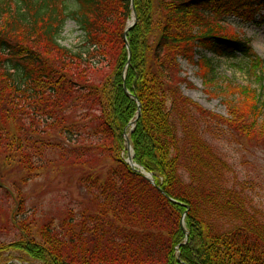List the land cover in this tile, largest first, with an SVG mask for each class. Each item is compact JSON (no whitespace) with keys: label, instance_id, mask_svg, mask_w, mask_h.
<instances>
[{"label":"trees","instance_id":"trees-1","mask_svg":"<svg viewBox=\"0 0 264 264\" xmlns=\"http://www.w3.org/2000/svg\"><path fill=\"white\" fill-rule=\"evenodd\" d=\"M263 3L133 0L127 64L131 0H0V161L28 173L52 163L81 169L88 197L78 213L68 209L57 224L28 229L15 220L25 203L18 193L14 209L0 215V232H18L0 245V257L19 253L21 264H264V214L205 138L223 126L264 140V87L262 100L250 87L218 90L223 118L187 98L180 76V60L196 66L213 94L215 66L203 55L210 53L240 57L237 67L257 78L264 61L217 32L223 21L216 12L246 15ZM69 20L82 38L71 50L59 43ZM136 100L133 160L155 187L124 161ZM0 191L11 199L2 184Z\"/></svg>","mask_w":264,"mask_h":264},{"label":"rangeland","instance_id":"rangeland-1","mask_svg":"<svg viewBox=\"0 0 264 264\" xmlns=\"http://www.w3.org/2000/svg\"><path fill=\"white\" fill-rule=\"evenodd\" d=\"M216 15L220 21L221 19L223 21L221 26L218 25L219 34L247 44L252 52L264 61V3L251 11L246 10V15L241 13L231 16L220 12H216ZM81 41V33L75 23L67 21L60 37V45L71 50L80 46ZM203 55L215 66L217 81L211 85L213 88L209 89L213 94L206 92L202 80L197 76L196 66L180 60V76L189 83L182 85L181 90L187 98L203 110L227 118L228 110L223 102V95H218V90H223L222 93L225 94L230 89L228 88L230 84H235L234 87H250L251 93L255 91L256 95L261 96L259 100L263 99L261 87H264V65L261 70L258 69L257 78H255L256 76L250 77L241 70V67H237L241 63L240 57L234 60V58L215 57L210 53H203ZM225 88L227 91L224 90ZM235 98L232 96L228 98V101ZM243 103L247 105L246 107L251 106L249 100H244ZM245 111L249 112L248 109ZM262 123L263 121H259V125ZM213 128L215 131L211 130L209 134H205V138L235 172L237 181L242 184L244 194L252 207L264 214V140L243 138L223 126ZM81 172V169L56 167L52 163L51 168L28 173L21 167L8 166L1 160L0 184L3 190L9 192L11 199L0 197V215L2 211L4 213L7 211L3 210L4 207H13V201L18 193L25 197V203L22 210L17 211L15 220L18 224L25 222L28 229L29 226L36 229L50 220L57 224L66 218L68 209L78 213L87 207L88 201L86 193L80 186ZM1 193L3 194V191H0ZM13 227L8 228L11 231L0 232V245L10 243L18 235ZM20 256L19 253H3L0 264L10 261L13 264H21L18 262Z\"/></svg>","mask_w":264,"mask_h":264},{"label":"water","instance_id":"water-1","mask_svg":"<svg viewBox=\"0 0 264 264\" xmlns=\"http://www.w3.org/2000/svg\"><path fill=\"white\" fill-rule=\"evenodd\" d=\"M132 2H133V0H132ZM132 8H133V6H132ZM135 20H136V16H135V11L133 9V20L128 25V27H127V29H126V31L124 33V37L127 35V33L129 32V30L135 24ZM139 115H140V108L138 107L137 117H139ZM135 122H136V120L133 123H131V125L134 126L135 125ZM125 145H126V149H127V152H128V154H127V163L131 167H137L135 164H133V154L131 153L132 152V148L130 146V142H129V139H128V136L127 135H125ZM139 171L144 175V177H145L146 180H148L152 185H154V181H153V179H152V177H151L150 174H147V173L141 171V168L139 169ZM181 226L183 228V218H182ZM185 234H187V233L185 232Z\"/></svg>","mask_w":264,"mask_h":264}]
</instances>
